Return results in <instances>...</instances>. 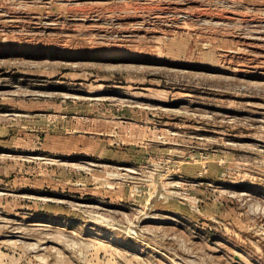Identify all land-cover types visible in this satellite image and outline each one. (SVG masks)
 <instances>
[{
	"label": "rangeland",
	"instance_id": "rangeland-1",
	"mask_svg": "<svg viewBox=\"0 0 264 264\" xmlns=\"http://www.w3.org/2000/svg\"><path fill=\"white\" fill-rule=\"evenodd\" d=\"M263 33L264 0H0V264H264Z\"/></svg>",
	"mask_w": 264,
	"mask_h": 264
},
{
	"label": "bare ground",
	"instance_id": "bare-ground-1",
	"mask_svg": "<svg viewBox=\"0 0 264 264\" xmlns=\"http://www.w3.org/2000/svg\"><path fill=\"white\" fill-rule=\"evenodd\" d=\"M260 33H261V32H260ZM261 34H262V33H261ZM263 35H264V33H263ZM263 35H262V36H263ZM263 40H264V39H263ZM259 41H260V40H259Z\"/></svg>",
	"mask_w": 264,
	"mask_h": 264
}]
</instances>
